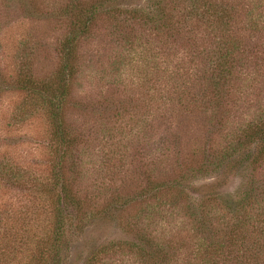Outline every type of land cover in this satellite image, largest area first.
<instances>
[{
	"label": "rangeland",
	"instance_id": "374dc122",
	"mask_svg": "<svg viewBox=\"0 0 264 264\" xmlns=\"http://www.w3.org/2000/svg\"><path fill=\"white\" fill-rule=\"evenodd\" d=\"M73 1L0 0L1 65L11 69L8 66L23 60L36 77L53 76L60 61L59 42L69 30L64 8ZM223 1L237 5L238 19L243 21L238 26L241 34L253 27L259 30L254 39L246 40L251 52L240 56L238 89L232 92L233 100L225 111L217 107L199 110L208 99L200 84L199 68L218 35L206 26L185 28L181 45L173 46L166 28L138 24L123 15L109 16L78 44L80 64L72 97L78 106L72 102L67 115L78 143L72 185L76 194L90 200L94 212H103L85 220L71 236L67 264H80L100 244L136 237L138 228L168 233L174 240H190L193 226L187 205L206 195L209 184L218 193L230 192L253 173L251 166L232 168L229 161L207 170L202 165L210 159L208 155L214 156L230 141L227 137L231 132L238 136L239 128L264 109V0ZM121 2L129 8H142L154 0ZM160 23L162 28L166 21ZM187 35L201 46V57L194 61L199 65L191 68L189 57H185L190 51L184 43ZM184 89L188 98L181 102L177 96ZM217 114H224L225 119L219 122ZM222 123L226 125L220 126ZM251 147L238 154L248 156ZM256 150L257 146L251 154ZM49 155L45 112L30 110L23 94L15 90L3 92L0 161L44 181L49 175ZM261 162L255 176L264 179V160ZM177 182V198L175 191L167 188L159 196L163 200L159 204L151 186ZM32 191L0 180V264H26L31 255L35 242L21 243L20 234L26 236L24 231L28 230L31 235L34 220L20 230L18 217L27 215L39 224L47 217L43 210L46 202L34 197ZM113 195H121L129 203L121 206V211L105 213V201ZM174 199L176 204L170 208ZM38 210L42 213L35 212ZM135 258L123 250L109 256L107 264H137Z\"/></svg>",
	"mask_w": 264,
	"mask_h": 264
},
{
	"label": "trees",
	"instance_id": "16d2710c",
	"mask_svg": "<svg viewBox=\"0 0 264 264\" xmlns=\"http://www.w3.org/2000/svg\"><path fill=\"white\" fill-rule=\"evenodd\" d=\"M236 6L235 3L223 0H154L142 8H129L121 0H76L64 8L69 30L59 42L60 61L53 76L47 79L36 77L30 65L23 60L8 66L11 69L0 63V95L7 90L23 94L29 109H41L48 122L49 175L44 181L26 176L20 168L15 169L8 163L3 165L4 161H0L1 181L33 190L34 197L43 198L46 202L43 210L47 217L42 224L27 215L18 217L20 230H25L34 220L29 228L33 231L31 235L28 230L24 231L27 232L26 236L24 233L20 234L21 243L35 242L26 264H67L70 259L71 236L81 228L85 220L103 212H94L90 200L76 194L72 185L73 179L76 181L74 154L78 143L67 115L72 102L78 106V102L72 99L73 83L80 64L78 44L91 35L97 23L109 16L114 18L123 15L138 24L166 28L164 32L171 33L168 38L173 37L169 40V44L173 46L175 43L180 44L185 28L206 26L218 32V35L214 36L217 37L214 40L215 47L207 52L205 62L201 61L203 64L199 68L198 76L202 75L200 84L208 94V99L205 98L207 105L202 103L199 110L207 112L217 107L225 111L228 109V102L233 100L232 92L238 89L237 82L241 75L237 64L240 56L243 52H251L246 40L254 39L259 32L257 27L250 28L246 34L238 31V26L243 21L238 19ZM163 20L166 24L161 28L160 22ZM176 36L180 38L176 39ZM187 39L183 41L190 51L185 53V57H189L191 68L199 65L194 61L201 57V46L196 44V38L188 36ZM5 71H10V74ZM186 91L184 89L178 93L177 97L181 102L188 98ZM222 115L219 117L217 114L219 122L225 119V115ZM225 123L220 126H225ZM239 131L238 136L236 131L231 132L227 137L230 139L228 144L221 145L223 147L217 149L214 156L208 155L210 159L202 163L203 168L207 170L210 166L219 167L224 161H229L233 163L232 168L234 165L251 166L254 171L230 192L218 193L216 187L209 184L206 195L187 205V213L193 226L190 240L184 237L174 240L173 236L168 238V233L159 234L152 229L138 228L136 237L100 244L80 264H107L109 256H115L123 250L134 255L137 264H264V179L255 176L257 166L264 160V109L256 118L239 128ZM248 145L252 146L248 156H243L244 152L238 154L239 150ZM256 146L258 150L251 154ZM179 185V182L172 185L164 183L161 186L166 188L162 190L160 184L151 188L156 192L155 198L158 201V197L167 188H172V192L175 191L174 197L177 198ZM211 193L213 198H210ZM125 200L121 195L109 197L103 206L104 212L121 211L123 208L120 207L129 203ZM159 200L158 203H162L160 197ZM175 200L171 201L170 208L176 204ZM211 206L215 207L212 216ZM35 212L42 213L39 210Z\"/></svg>",
	"mask_w": 264,
	"mask_h": 264
}]
</instances>
